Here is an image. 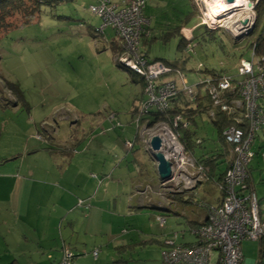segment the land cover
Instances as JSON below:
<instances>
[{
  "label": "rangeland",
  "instance_id": "rangeland-1",
  "mask_svg": "<svg viewBox=\"0 0 264 264\" xmlns=\"http://www.w3.org/2000/svg\"><path fill=\"white\" fill-rule=\"evenodd\" d=\"M109 1L120 3L127 0ZM212 1L214 0L145 2L144 14L150 20V31H146L149 34L151 32V40L147 44L142 42L140 49L146 51L150 59L159 58L169 63L176 61L181 63L183 59L182 67L187 85H195L201 77L208 75L212 68L235 74L239 56L244 59L251 58L249 43L258 36L254 34L248 37L249 40H245L246 34L242 32V27L249 25L247 15L251 10L248 9L250 8L248 3L253 0H246L247 5L245 4L244 8L234 5L221 9L220 15H213L214 13L207 11V3ZM221 1L227 6L234 4ZM92 3L94 0H68L54 7L43 6L40 13L32 17L28 23L2 32L0 79L4 80L3 82H17L25 103L30 108L31 117L45 119L54 127L57 126L56 140L63 142L64 139L68 141L66 143L73 144L72 150L75 151L71 153L83 152L82 158L74 161L72 165L84 167L83 177L75 185H79V190H82L90 187L92 180L95 181L90 198L99 188L95 199L102 202L94 203V206H98L99 212L104 215L103 218H96L94 222L88 224L87 240L94 245L81 253L82 256L90 257L87 264H159L164 247L163 239L166 236L177 232L179 242L193 240V236L187 231L188 224L185 220L192 218L194 211L199 207L193 202L182 201L185 196L181 199L178 196L183 195L176 194V191L192 183V176L184 172L194 167V163L192 164V157L176 144V139L167 127L161 122L149 127L144 120L138 125L141 135L146 139L151 135H158L161 139L160 151L169 157L167 159L172 165L170 178L164 180L159 178L160 184L157 186L153 183L145 185V182L141 186L134 185L133 179L136 177L140 182V177L146 175L147 171L146 167L142 165L137 167L134 164L136 150L125 153L121 146H117L112 150L102 149L94 155L90 149L85 153L91 138L105 134L108 141L114 140L115 136L120 134V128L115 122H120L121 127L129 123L134 106L138 107L142 100L141 97L135 99L140 92V82L143 86L142 95L144 94L142 76L125 66L127 57L123 56L122 63H118L125 50L117 42L116 34L110 28H106L104 34H101L100 18L88 9ZM254 13L256 14L255 8ZM184 16H189L191 23L201 22V25L206 27L205 38L199 37V42L192 41V37L187 39L191 49H179V36L176 34L165 42L163 38H159L161 31L169 25L178 24ZM204 26L202 30L205 29ZM208 30L212 31L215 40L209 39ZM257 31L258 33L264 31V16ZM232 32L237 33L236 35L241 33L242 36L233 37ZM220 41L222 48L219 46ZM243 41L245 43L241 46ZM112 43L116 44L120 51L113 52ZM199 63L202 65L201 70L197 68ZM196 90L203 91L200 88ZM0 100V103H4V98L0 97ZM27 109H24L26 114ZM2 112L0 110V120L8 118ZM111 113L115 116L108 117ZM104 117L108 120V127L115 128V132L111 134L106 132L105 124L95 125V122H100L99 119ZM201 118L207 136L212 137L215 133L216 137L215 127L208 116L203 113ZM44 127L47 128V125ZM262 137L264 135L261 136L259 130L254 146L257 154L251 161L253 169L250 184L264 212V157L257 151L259 145H264ZM144 145L143 148L141 143H136L138 147L136 155L143 154L144 162L147 157L154 160L148 141L145 140ZM115 155L118 156L117 159ZM113 156L115 161L112 160ZM102 158L114 163L104 172L100 171V164H97ZM157 175L155 169V183ZM170 179H174L177 186L169 188L166 184ZM178 186L181 187L177 189ZM151 193L155 199L149 203ZM81 194L84 192L78 193L74 189L76 199L84 200L87 206L88 203ZM167 194H173L177 199L171 200ZM153 214L165 217L163 226ZM94 215L93 210L91 217H95ZM95 249L96 257L92 254ZM241 250L245 260L264 264V242L244 240L241 243Z\"/></svg>",
  "mask_w": 264,
  "mask_h": 264
},
{
  "label": "crops",
  "instance_id": "crops-1",
  "mask_svg": "<svg viewBox=\"0 0 264 264\" xmlns=\"http://www.w3.org/2000/svg\"><path fill=\"white\" fill-rule=\"evenodd\" d=\"M247 17L250 21L252 13L250 12ZM147 18L149 19V17ZM190 21L187 16L180 22L182 26L179 32L186 41L192 37L193 29L199 24V22L191 23ZM201 28V25L196 27V34L201 33ZM236 34L232 32L233 37L242 36L241 33ZM149 37H151V32ZM149 40L150 38L147 41L142 38L140 45L142 42L147 44ZM117 42H120L118 38ZM142 87V82H140V92L135 99L142 98ZM0 93L4 98V105H0V110L3 111L4 116H8V118L0 120V264H59L66 248L73 253L72 264H87L90 257L82 256L81 253L87 250V247L94 245H91V242L88 243L87 240L88 224L91 221L94 222L96 218H103L104 215L99 212L98 206H94V203L102 202L100 199H95L99 188L90 198L95 181L92 180L90 187L82 190H79V185H75L83 177L84 167H72V165L74 161H79L82 158L83 152L71 153L75 151L72 150L73 144L66 143L68 141L64 139L63 142L56 140L57 126L54 127L45 119L32 118L28 104L17 102L15 96L8 90L3 89ZM203 96V91L198 90L196 100L189 99V102H186L183 100L184 97H180L179 100L171 102V109H175L183 119H190L191 122L187 128L174 129L171 126V118L167 116L166 119L157 120L151 127L157 122H161L167 127V130L174 134L176 144L182 147L184 153L192 157L194 167L188 168L189 171L186 170L184 174L191 175L193 181L190 185H185V188L183 186V189H178L181 186L177 187L176 194L183 195L178 197L182 199L185 196L186 199L191 195L196 198L200 197L207 203L218 204L221 201V193L216 182L205 177L203 172L196 167L195 162L201 165L205 164L206 168L213 167L217 163L216 167L212 168L217 174L227 168L232 157V150L229 144L219 140V132L212 122L214 116L211 112L213 110L209 109V101ZM205 107L207 110H203ZM24 109L28 110L27 114ZM203 113L214 125L216 137L215 133L212 137L207 136L201 118ZM133 114L134 112L129 123L120 129V134H117L118 136L116 135L114 140L108 141L105 134L103 136L96 135L91 138L85 153H88L86 150L90 149L94 155L101 152L102 149L112 150L117 146H121L127 153L124 141H134L133 149L130 151L136 150L135 157H133L134 164L137 167L142 165L147 168L146 175L140 177V182L136 177L133 179L135 180L134 185L141 186L145 182V185L153 183L157 186L160 184L158 175L156 183L154 182V170L157 163L147 156L144 162L143 154L136 155L138 151L136 143H141L144 148L145 140L148 141V138L141 135L140 126L136 127L133 122L131 123ZM99 121L95 122L96 126L99 123L105 124L106 132L109 134L115 132V128L108 127L106 117ZM145 121L147 124L149 123V119ZM46 125L47 128L44 127ZM260 131L261 136L264 135V128ZM37 134L40 135V138L36 137ZM255 143L256 140L252 146L253 150ZM257 151L261 157H264V145H259ZM255 154L257 153L254 150V156ZM115 157L118 158L116 155ZM112 158L113 161L116 160L114 156ZM251 161L248 165L250 168L249 183L253 169ZM97 164H100V171L104 172L114 163L107 162L105 158H102V161ZM173 180L167 181L166 185L169 188L177 186ZM74 189L78 193L84 192L81 196L88 203L87 206L84 204V200L79 203L80 199L77 200L74 196ZM167 197L171 200L175 198L173 194H167ZM154 199L151 193L149 203H152ZM83 204L87 209L82 208ZM200 208L202 207L194 211L195 214L192 218H186V220H194L197 224L202 223L206 219V210ZM93 210L95 217H91ZM259 213L261 219H264V212L260 206ZM246 261L256 264L254 260L247 259Z\"/></svg>",
  "mask_w": 264,
  "mask_h": 264
},
{
  "label": "built area",
  "instance_id": "built-area-1",
  "mask_svg": "<svg viewBox=\"0 0 264 264\" xmlns=\"http://www.w3.org/2000/svg\"><path fill=\"white\" fill-rule=\"evenodd\" d=\"M262 2L264 0L249 2L252 19L248 26L242 27L244 34L248 33L254 21V7ZM144 4L145 0L120 3L99 0L97 4L90 5V11L101 17L100 30L110 25L120 40L125 50L120 62L126 56L128 61L125 66L142 76L145 98L140 101L133 116L136 126L153 109L159 114L165 113L170 100L178 92L193 97L197 86L208 95L214 108L227 115L240 113L233 118L234 125L222 130L224 141L231 146L232 157L222 178L220 203L206 205V219L189 230L192 241L179 242L177 232L166 236L159 264H254L244 259L241 243L244 240L264 242V219L259 215L253 188L247 183V167L254 156L252 146L257 132L264 128V65L261 63L264 57L257 58L252 51L250 59L240 58L236 74H223L215 79L205 75L195 85H187L184 71L176 69L172 76H168L172 71L170 66L162 60L147 58L140 50L142 33L149 23L143 14ZM144 33L147 34L146 31ZM186 48L191 49L188 44ZM200 67L199 63L197 68ZM233 93L239 96L236 98ZM182 120L181 115L174 116L171 126L177 127L181 122L182 127L187 126L188 122ZM238 123H242L241 126H237ZM115 125L121 126V123L117 121ZM36 137L40 138V135ZM131 145L130 141H125L126 148ZM82 202L79 200V203ZM155 218L160 225H164L165 217L157 214ZM92 254L96 257L97 250H93ZM72 258L73 253L66 248L59 264H72Z\"/></svg>",
  "mask_w": 264,
  "mask_h": 264
},
{
  "label": "trees",
  "instance_id": "trees-1",
  "mask_svg": "<svg viewBox=\"0 0 264 264\" xmlns=\"http://www.w3.org/2000/svg\"><path fill=\"white\" fill-rule=\"evenodd\" d=\"M64 1H68V0H0V36H1V33L4 32V31H7L9 30L10 28L14 27V26H17V25H20V24H26L28 23L32 17H35L37 16L40 11H41V8L43 6H48V7H54V6H57L58 4H60L61 2H64ZM99 0H94V3L90 4V5H94V4H97ZM146 2V0H145ZM90 5L88 7L89 11H90ZM144 7H145V4H144ZM144 7H143V14H144ZM255 11H256V14H255V19H254V22H253V25L251 27V30L249 32V34L247 35L248 37L251 36V35H258L254 41L250 42L249 43V46H250V49L251 51H253V53L257 56V58H260L261 57H264V31H261L258 33L257 31V28L260 24V21L262 19V16H264V3H258L255 7ZM91 12V11H90ZM92 13V12H91ZM96 16H98L97 14L95 13H92ZM144 16L147 18V16L144 14ZM100 18V22L102 23V20H101V17L98 16ZM187 16H184V18L186 19ZM183 18V19H184ZM148 19V18H147ZM149 20V19H148ZM182 20H180L181 22ZM178 23V24H175V25H169V27H167L165 30L163 31H167L166 33L161 31L162 34H159V38H163L164 42L167 41L169 38H171V36H174L175 34L177 36H179V44H178V48L179 49H184L185 48V45H186V40L182 37V35L180 34V28L182 26L181 23ZM150 23V21H149ZM198 25H201V24H198ZM197 25V26H198ZM196 26V27H197ZM203 26L204 25H201V29H203ZM196 27L193 29V35H192V41L193 40H198L199 37L200 38H205V31H206V27L204 30H201V33L199 34H196ZM106 28H110L113 32V28L110 26V25H106L103 29H102V32L101 34L103 35L104 33V30ZM199 28V27H198ZM98 29V28H97ZM97 29H95V31H97ZM146 30H149L150 31V26L149 24L147 26H145V31ZM170 30V31H169ZM144 31V32H145ZM142 33V38L143 40L147 41V39H149V33L147 32L146 33ZM115 33V32H114ZM258 33V34H257ZM210 34V35H209ZM208 35H209V39L211 40H215L216 37L214 36V34L212 33V31H209L208 30ZM246 36L245 40H249L248 37ZM117 37V36H116ZM118 38V37H117ZM141 38V39H142ZM220 38V37H219ZM119 40V39H118ZM151 40V39H150ZM244 40V41H245ZM120 41V40H119ZM241 42V46H243L245 42ZM199 42V40L197 41ZM121 44V42H119ZM122 46V44H121ZM219 46L220 48H222V43L220 41L219 43ZM241 46L239 48H241ZM111 49L113 52L117 53L118 51H120L119 47L116 45V44H113L111 45ZM141 50V49H140ZM142 51V50H141ZM142 52H145V51H142ZM145 54L147 55V53L145 52ZM148 57V56H147ZM240 58H242V56H239V60ZM161 60L159 58H154V60ZM238 60V61H239ZM165 64H167L168 66L171 67L172 71L171 73L168 74V76H172L175 72L176 69H180L182 71L183 70V65H184V61L182 60L181 63H179L178 61H176L175 63H169V62H166L164 60H162ZM120 63V62H118ZM262 65H264V61L261 62ZM238 64V63H237ZM121 65V64H120ZM237 67V66H236ZM201 70V69H200ZM223 74H228L227 71H222V70H216V69H210L209 70V74L210 76H212L213 78L215 77H218L220 75H223ZM236 74V73H235ZM230 75H234V74H230ZM175 77V76H174ZM214 78V79H215ZM4 81V80H3ZM1 79H0V92L3 90V89H6L8 90L12 95L15 96L16 98V101L19 102V103H22V104H25V100H24V97H23V93H22V90L19 88L18 86V83L17 82H14V81H5L3 82ZM197 88H199L197 86ZM1 94V93H0ZM204 94V98L206 100L209 101V109L210 110H213V112H211L213 114V118H212V122L214 123V125L216 126L218 132H219V140L223 143H226L224 141V138L222 136V130L230 125H234L235 124V121H234V117H236L238 114L240 115V113H236V115H227L225 112L217 109V108H214L211 104V101L208 97V95L203 92ZM2 95V94H1ZM0 95V97H1ZM233 96L234 97H238L239 95L236 94V93H233ZM180 97H184V101L186 102H189V99H194L196 100L197 99V90L195 91V95L191 98V97H187V96H184L182 93L178 92L171 100H170V104L171 102L173 101H176V100H179ZM145 98V95L143 94L142 95V100H144ZM1 101V100H0ZM3 103V102H2ZM0 103V105L2 104ZM169 104V107L167 109V111L165 113H161L159 114L157 111H155V109L151 110L146 116H144V118L142 120H146V119H149V126H151L153 123H155L157 120H163V119H166L167 117L172 118L176 115H180L179 113H177V111L175 109H171V106ZM3 106V105H2ZM134 112L136 111V108H137V105L134 106ZM203 110H207L206 107L203 108ZM167 116V117H166ZM172 116V117H171ZM183 119V118H182ZM184 121H187L188 122V125L185 126V127H182V122L177 126V127H174V129H178V128H187L189 125H190V119H183ZM182 120V121H183ZM242 123H238L237 126H241ZM121 129V127H119ZM38 135V134H37ZM125 141H130L132 143L131 147L127 148L128 151H131L133 149V146H134V141H131V140H125ZM125 141H124V144H125ZM228 144V143H226ZM126 147V146H125ZM214 160V159H213ZM215 162V161H213ZM196 163V167H198V169H200V171L203 172V175L205 177H209L211 178L214 182H216V186L218 187V190L220 191V186H221V182H222V178H223V175L225 173V170L227 169H224V171L222 172H219V173H214L215 170H212V168H214V166L216 167L217 163H215V165L212 166H209L208 168L205 167V164H197ZM250 163V162H249ZM249 165V164H248ZM228 167V166H227ZM249 171H250V168L249 166L247 167V172H248V176H249ZM247 183H249V177L247 179ZM184 192V191H182ZM221 193V191H220ZM174 196V195H173ZM194 197L195 196H191L189 195L188 198L186 199H183L182 201L184 202H193L194 204H196L198 207H202L204 209H206V205L210 204V203H207L206 201H204L202 198L198 197L194 200ZM84 205V204H83ZM259 205V204H258ZM260 215V213H259ZM186 223L188 224V228H187V231L189 232V230H191L193 227H196L198 224L196 223V221L194 220H185ZM260 243V242H259ZM261 251V250H260Z\"/></svg>",
  "mask_w": 264,
  "mask_h": 264
},
{
  "label": "water",
  "instance_id": "water-1",
  "mask_svg": "<svg viewBox=\"0 0 264 264\" xmlns=\"http://www.w3.org/2000/svg\"><path fill=\"white\" fill-rule=\"evenodd\" d=\"M232 2L234 0H225ZM161 139L158 135H153L149 140V147L152 151L153 158L157 163L156 169L160 179H168L171 176V162L160 151Z\"/></svg>",
  "mask_w": 264,
  "mask_h": 264
},
{
  "label": "bare ground",
  "instance_id": "bare-ground-1",
  "mask_svg": "<svg viewBox=\"0 0 264 264\" xmlns=\"http://www.w3.org/2000/svg\"><path fill=\"white\" fill-rule=\"evenodd\" d=\"M236 2V3H235ZM227 3H234L233 5L227 6L224 2H222L221 0H214L212 2H208L207 3V11H209L210 13H214L213 15H220V10L224 9L226 7H233L235 6H239V8H244L245 4L247 5L246 0H234L232 2H227ZM249 4V3H248Z\"/></svg>",
  "mask_w": 264,
  "mask_h": 264
},
{
  "label": "clouds",
  "instance_id": "clouds-1",
  "mask_svg": "<svg viewBox=\"0 0 264 264\" xmlns=\"http://www.w3.org/2000/svg\"><path fill=\"white\" fill-rule=\"evenodd\" d=\"M255 19V18H254ZM254 22V21H253ZM199 24H201V22H199ZM252 25H253V23H252ZM252 25H251V27H252ZM250 30H251V28H250ZM249 34V32L246 34V35H248ZM141 42V41H140ZM188 44V43H187ZM187 44L185 45V49H187L186 48V46H187ZM145 53V52H144ZM147 56V55H146ZM148 58V57H147ZM150 59V58H149ZM118 61H119V59H118ZM120 62V61H119ZM133 116H134V114H133ZM132 121H133V119H132ZM143 121V120H142ZM145 121V120H144ZM134 122V121H133ZM135 124V123H134ZM136 125V124H135ZM121 126H122V124H121ZM121 126H119V127H121ZM136 127H138V126H136ZM122 128V127H121ZM150 140V139H149ZM148 143H149V141H148ZM163 153V152H162ZM156 216V215H155Z\"/></svg>",
  "mask_w": 264,
  "mask_h": 264
}]
</instances>
